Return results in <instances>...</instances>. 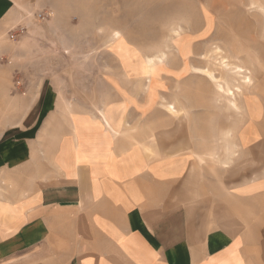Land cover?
Returning <instances> with one entry per match:
<instances>
[{
    "label": "crops",
    "instance_id": "obj_1",
    "mask_svg": "<svg viewBox=\"0 0 264 264\" xmlns=\"http://www.w3.org/2000/svg\"><path fill=\"white\" fill-rule=\"evenodd\" d=\"M64 4L0 0V27L22 12L45 14L50 27L66 20ZM49 84L35 95L42 96L37 115L51 109L57 94L56 83ZM146 97L138 110L112 104L92 117L75 110L63 135L46 136L44 121L35 133L36 117L30 125L0 131V264H264L262 237L229 231L247 228L231 215V198L239 214L246 213L248 201H264V107L252 104L238 143V166L223 168L227 173L216 179L211 173L194 176L196 157L169 159L160 151L149 159L141 142L136 148L117 135L133 113L146 124L159 121L153 127L166 135L160 117L171 114ZM184 107L174 110L181 118L169 129L178 142L160 140V150L180 146ZM220 133L223 145L215 147L226 149L230 129Z\"/></svg>",
    "mask_w": 264,
    "mask_h": 264
},
{
    "label": "rangeland",
    "instance_id": "obj_2",
    "mask_svg": "<svg viewBox=\"0 0 264 264\" xmlns=\"http://www.w3.org/2000/svg\"><path fill=\"white\" fill-rule=\"evenodd\" d=\"M66 1L60 8L66 20L50 27L45 14L38 19L28 12L0 27V131L30 125L36 117L35 133L44 121L46 136L63 135L75 110L91 117L112 104L138 110L151 96L150 104L165 112L174 107L166 113L170 116L160 117L166 135L153 127L159 121L146 124L135 113L126 117V130L117 135L136 148L141 142L149 159L160 151L169 159L196 157L200 165L190 166L195 177L211 173L218 179L227 171L223 168H237L249 109L257 102L264 107V0ZM146 59L154 60L149 71ZM221 62L240 66L251 82L242 83ZM201 70L211 72L235 96L220 97ZM193 72L198 76L192 77ZM49 81L56 83L57 94L51 109L37 115L42 96L35 95L52 88ZM180 102L188 116L182 142L160 150V140L167 145L177 141L169 129L181 118V113L172 115L184 107ZM223 127L231 135L226 149L215 147L223 145ZM229 203L236 210L231 215L247 226L229 231L257 233L264 239V208L256 209L264 201H248L242 214L238 202L231 198Z\"/></svg>",
    "mask_w": 264,
    "mask_h": 264
},
{
    "label": "bare ground",
    "instance_id": "obj_3",
    "mask_svg": "<svg viewBox=\"0 0 264 264\" xmlns=\"http://www.w3.org/2000/svg\"><path fill=\"white\" fill-rule=\"evenodd\" d=\"M217 51H219L217 48H216ZM153 59H146V66H147V69L149 71V69L151 68V66L153 65ZM222 63V68L224 70H227V71H231L233 74H235L237 77L241 78V82L244 83V84H249L251 82L250 78L247 77L246 75H244V70L243 68H241L240 66H232L230 64H227L225 62H221ZM202 73H205L207 74V76L210 78L211 81H213L215 84H216V87L218 89V91L222 94H224L225 96H235V93L232 89L230 88H225L219 81H217V79L213 76V74L209 71H202ZM235 89V92L237 93H240V87L238 86H235L234 87ZM231 103L233 105H235L234 101H231ZM169 111L173 112V108H169Z\"/></svg>",
    "mask_w": 264,
    "mask_h": 264
},
{
    "label": "built area",
    "instance_id": "obj_4",
    "mask_svg": "<svg viewBox=\"0 0 264 264\" xmlns=\"http://www.w3.org/2000/svg\"><path fill=\"white\" fill-rule=\"evenodd\" d=\"M37 18H38V19H43L42 14H38V15H37Z\"/></svg>",
    "mask_w": 264,
    "mask_h": 264
}]
</instances>
